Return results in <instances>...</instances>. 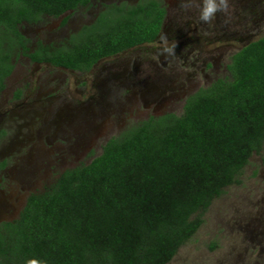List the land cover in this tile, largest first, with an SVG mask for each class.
<instances>
[{"label":"trees","instance_id":"1","mask_svg":"<svg viewBox=\"0 0 264 264\" xmlns=\"http://www.w3.org/2000/svg\"><path fill=\"white\" fill-rule=\"evenodd\" d=\"M90 1L0 0V96L23 56L88 71L158 39L166 8L140 0L108 6L63 47L31 50L25 25ZM230 61L228 75L190 96L182 115L138 123L31 194L18 219L0 224V264H169L264 147V35Z\"/></svg>","mask_w":264,"mask_h":264},{"label":"rangeland","instance_id":"2","mask_svg":"<svg viewBox=\"0 0 264 264\" xmlns=\"http://www.w3.org/2000/svg\"><path fill=\"white\" fill-rule=\"evenodd\" d=\"M127 1L115 0L111 3ZM160 1L168 11L165 34L160 38L163 43L158 41L142 47L140 51L134 50L107 60L104 63L105 67H112L110 72L117 74L125 70L127 65H130L132 72L134 67L139 66L137 67L139 74H136L135 80L147 79L146 76L155 73L156 67L164 69L167 76L175 74L171 72H179L184 79V85H178L177 88L183 86V91H187L188 95H194L210 86L216 79L228 75L227 67L232 55L246 41H254L264 35V0H213L218 11L211 22H205L200 18L207 7L205 0ZM225 5L227 11L223 12ZM96 10L78 9L67 25L63 23L62 18L68 17L69 13L61 18L45 17L36 25H25L22 32L30 40L31 50H34L39 42L59 47L67 43L68 36L77 33L78 27L81 28V19L88 20L89 11L95 12L90 19V22H94L98 17ZM179 44L189 45L172 61L164 59L167 65L163 66L159 61L163 53L157 51L170 49V46L177 47ZM189 51L193 52L186 58ZM194 63L195 67L192 65ZM205 63L215 66L204 69ZM142 71L148 73L141 76ZM97 73L95 70L86 75L64 74L46 66L37 68L23 56L16 62L15 70L6 82L4 97L0 96V106L16 89L26 85L25 89L28 90L34 84L49 89L59 87L57 91L60 96L66 98L67 103L77 105L76 99L81 93L84 92L86 95L91 93L92 84H97L100 80ZM107 74L109 73L103 72L100 78ZM109 84L111 93L107 103L113 107L114 114L111 119L114 124L112 128L108 127L104 140H101L102 147L96 150L92 157L89 152L91 149H87L85 158L79 160L71 158L68 166L90 164L103 153L104 145L110 139L119 137L138 123L155 116L153 112H147L142 103L139 114L136 109L131 108L130 102L127 101V98H132L131 84L130 90L112 86L118 84L114 80ZM176 92L178 96L166 101L161 113L177 116L184 113L185 98L179 90ZM63 101L62 99L56 101V107H61ZM38 120L37 125H40L44 118ZM30 122L29 119L27 122L17 119L13 129H0V159L5 158L8 162L5 173L0 174V224L18 219L29 196L50 188L61 172L56 170L52 162L54 157L47 158L36 150H32L33 153L30 154L29 150L36 148L37 144L45 151L51 148L46 138L40 144L36 140L38 126H33L35 132L33 142H28L23 148L17 146L13 151L8 149L9 142L29 141L23 136H30V128L26 126L19 129L18 125ZM49 141L52 142V138H49ZM239 180L238 184L228 187L221 197L213 201L202 215L204 222L198 232L179 249L169 264H264V147L261 153L252 156Z\"/></svg>","mask_w":264,"mask_h":264},{"label":"flooded vegetation","instance_id":"3","mask_svg":"<svg viewBox=\"0 0 264 264\" xmlns=\"http://www.w3.org/2000/svg\"><path fill=\"white\" fill-rule=\"evenodd\" d=\"M111 2H115V0H100V2L98 3L96 2V0H91L87 6L80 8H90V10L97 9L96 12H98L97 16L99 17V15L108 6H111L113 4H124L123 2H116L113 4ZM129 2L132 3L130 4ZM139 2L140 0H128L127 4L135 5ZM76 11H71L69 12L68 17L62 18L63 23L66 20L65 25L72 21V15H75ZM94 13H91L89 11L88 20L81 19V28H77V33L83 27L95 23L98 17L94 22H90V19L93 18ZM167 17L168 11L166 12L162 30L155 42L139 45L120 54L103 58L96 64H94L88 71L71 70L64 67L54 66L50 63H37L26 57L28 61L31 64L35 65L37 68L46 66L51 69L59 70L64 74L80 73L82 75H86L96 70L98 71V76H96L100 80L97 82V84H92L91 93H87V95L84 92L81 93L80 97L76 99L78 101L76 103L77 105L67 103L66 98L60 96L59 92L57 91L59 90V87L49 89L46 87L44 88L43 86L38 87L36 84H34L28 90L25 89L27 88L26 85L21 86L20 89H16L13 93H11L10 97L5 98V103L0 106V129H13L16 126L17 119H19L20 121L24 120L25 122H27V120L29 119L31 121L30 124L24 123L18 125V128L23 129V127L28 126L30 128V136H23L24 139L28 138L29 141H16V143L14 141L9 142L8 149H11L13 151L17 149V146L19 148H23L25 145H28V142H33L35 140V132L33 126H38V128L36 129V140H38L40 144L42 143L43 139L46 138L49 145H51V148L45 151L44 149H42L43 147L40 148L37 144L36 148L33 147L31 150H29L30 154L33 153L32 150H36L37 153H43V155L47 158L54 157V161L52 162H54L56 170L61 171L57 177L58 179L67 170L79 167L68 166L69 159L72 158L73 160H79L80 158H85V156H87V154H85V150L87 149H91L89 152L90 157H92L95 151L102 147L101 140H104L103 138L106 135V132L109 130L108 127L112 128L114 124L111 119L112 115L114 114L112 109L113 107L109 102L107 103V98L110 97L111 93V86L109 84L110 81L114 80L115 82H118L117 85L112 84V86H118V89L124 87L129 89L130 84L132 85V98H127V101L130 102L132 109L137 110V114L140 113L139 107L142 103L144 108L147 109V112H153V115H155L153 117L164 116L165 114L161 113V109L165 105L166 101H169L170 99L178 96V93L176 92L177 90H179L180 94L183 95V98H185L184 101L186 103L187 99L192 95H188L187 91H183V86H179L177 88L178 85H184V79L181 78L182 76L179 75V72H171L175 73V76L172 74L167 76L164 69L163 71L157 68L154 64L156 69H154L155 73L153 75L146 76L147 79L145 80H135L136 74H139V71L137 69V67L139 66L134 67V70L130 72V65H127L125 66V70L123 69L121 72L116 74L113 71L110 72L112 67H105L106 64L104 63L107 60L119 57L120 55L129 52H133L134 50L140 51L142 47L153 45L158 41L160 43H163L160 38L164 37L165 27L168 20ZM71 36H68V41L70 40ZM68 41L66 44H68ZM250 42L251 41H246L244 45H242V47L249 44ZM46 45L54 47L53 45ZM188 45L189 44H187V46ZM63 46L64 45L59 47ZM187 46L179 44V46L177 47L170 46V49L164 48L158 50L157 52L162 51L163 53V56H160L159 61L163 64V66H166L167 63L164 62V59L172 61L174 57H179V54L184 52ZM172 48L174 50H172ZM192 52L193 51H189L185 57L187 58V56H189V54H191ZM192 65L193 67L196 66L195 63ZM208 66L209 65L205 63L204 69L208 68ZM213 66H215V64H213ZM213 66L211 64L209 67ZM103 72H108L109 74H107L105 77L100 78ZM147 73L148 71H142L140 75L144 76ZM5 92L2 94L3 97ZM186 95H188V97ZM61 99L64 100L61 104L62 106L56 107V101ZM151 117H149L147 120H149ZM35 118H37V120H35ZM42 118H44V121L40 125H37V122L39 121L38 119L42 120ZM49 138H52V142L49 141ZM111 140L112 139H110L109 141ZM108 142H106L105 145ZM55 162H57L58 164H56ZM0 163L4 165V167L0 169V174H3L7 169V159H0Z\"/></svg>","mask_w":264,"mask_h":264},{"label":"clouds","instance_id":"4","mask_svg":"<svg viewBox=\"0 0 264 264\" xmlns=\"http://www.w3.org/2000/svg\"><path fill=\"white\" fill-rule=\"evenodd\" d=\"M205 2L207 4V7H205V9L203 10V14L200 18L205 22H211L212 19L215 17V13L218 11V8L213 2V0H205ZM222 11H227V5H225V8ZM29 264H36V262L30 261Z\"/></svg>","mask_w":264,"mask_h":264}]
</instances>
